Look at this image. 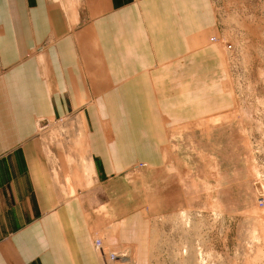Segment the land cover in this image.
<instances>
[{
  "label": "crops",
  "instance_id": "1",
  "mask_svg": "<svg viewBox=\"0 0 264 264\" xmlns=\"http://www.w3.org/2000/svg\"><path fill=\"white\" fill-rule=\"evenodd\" d=\"M213 19L209 0H0V264H100L116 224L112 248L147 264L145 211L116 217L110 178L161 166L171 126L227 108ZM76 110L92 182L38 133Z\"/></svg>",
  "mask_w": 264,
  "mask_h": 264
},
{
  "label": "rangeland",
  "instance_id": "2",
  "mask_svg": "<svg viewBox=\"0 0 264 264\" xmlns=\"http://www.w3.org/2000/svg\"><path fill=\"white\" fill-rule=\"evenodd\" d=\"M209 1L204 43L216 49L227 108L171 126L161 166L136 162L110 178L116 217L145 211L147 264H264V0ZM80 114L40 121L38 133L81 169L75 181L92 182ZM117 227L98 239L121 254L112 264H137L132 243L112 248Z\"/></svg>",
  "mask_w": 264,
  "mask_h": 264
},
{
  "label": "built area",
  "instance_id": "3",
  "mask_svg": "<svg viewBox=\"0 0 264 264\" xmlns=\"http://www.w3.org/2000/svg\"><path fill=\"white\" fill-rule=\"evenodd\" d=\"M259 204L264 205L262 200L259 201ZM93 246L96 250L100 264H112L118 256H121V254L117 255V253H110V251H107L103 242L101 239H98L97 236L93 239Z\"/></svg>",
  "mask_w": 264,
  "mask_h": 264
},
{
  "label": "bare ground",
  "instance_id": "4",
  "mask_svg": "<svg viewBox=\"0 0 264 264\" xmlns=\"http://www.w3.org/2000/svg\"><path fill=\"white\" fill-rule=\"evenodd\" d=\"M175 2V1H174Z\"/></svg>",
  "mask_w": 264,
  "mask_h": 264
}]
</instances>
